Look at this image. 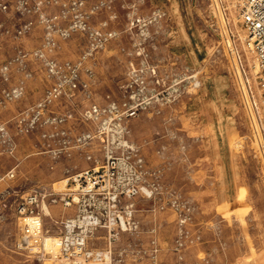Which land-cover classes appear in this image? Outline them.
<instances>
[{"label": "rangeland", "instance_id": "obj_1", "mask_svg": "<svg viewBox=\"0 0 264 264\" xmlns=\"http://www.w3.org/2000/svg\"><path fill=\"white\" fill-rule=\"evenodd\" d=\"M19 1L0 0V68L14 54L15 30L37 18L33 9L36 0H28L30 10L23 14L16 9ZM98 1L111 4L113 14L117 15L112 27L118 34L97 56L98 96H117L130 67L139 66L145 59L157 69L155 80L159 84L151 95L153 103L130 122L129 128L131 142L140 148L147 168L159 175L163 187L160 201H134L136 217L142 224L153 219L160 226V231L156 227L157 235H162L167 244L160 264H179L178 256L172 252L173 241L169 243L172 225L177 234L176 216L167 207L172 193L192 205L193 221L188 230L200 238L183 251L182 264H264V113L252 59L239 36L245 32L238 22L233 0L90 3ZM108 16L107 12H99L91 19V25L98 26ZM137 19L147 25L141 29ZM223 25L237 48L249 102L232 74L231 53L224 46L221 31ZM42 34L41 27L35 26L25 37L23 48L29 51L38 47ZM61 46L58 58L74 60L84 49L85 39L76 35ZM33 67L39 72L37 65ZM35 76L34 73L21 102L0 108V124H5L12 134L13 116L42 95L41 84L33 81ZM7 87L0 80V93ZM257 123L260 132L255 129ZM36 137H16L14 157L4 153L0 143V175L16 168V180L11 187L21 193L42 184L61 190L56 184L66 177L62 173L65 167L79 165L75 171L78 172L87 164L78 159L52 163L40 150L32 148L39 147ZM161 206L165 211L152 212ZM6 213L9 220L0 226V264H41L12 251L19 224L10 211ZM50 214L52 219L60 220L63 215L73 216L74 209L63 212L60 205L51 206ZM44 223L54 231L49 218ZM144 225L149 227L150 222ZM113 245L115 253L123 255L124 264L140 263L136 258L137 251L142 249L136 246L135 238L122 235Z\"/></svg>", "mask_w": 264, "mask_h": 264}, {"label": "built area", "instance_id": "obj_2", "mask_svg": "<svg viewBox=\"0 0 264 264\" xmlns=\"http://www.w3.org/2000/svg\"><path fill=\"white\" fill-rule=\"evenodd\" d=\"M28 3H17L19 14L30 10ZM233 4L245 32L243 44L252 59L264 113V0H233ZM33 9L36 21L19 26L13 41L20 42L35 26H40L41 42L29 51L15 45L12 58L0 68V80L8 86L0 93V108L25 98L26 85L34 77L32 64L43 71L45 89L38 101L13 116L14 134L0 124V143L4 153L14 157L16 137L37 135L39 147L32 148L40 150L52 163L78 159L87 165L78 172L75 171L79 165L65 167L62 173L66 177L58 182L64 183L61 190L42 184L21 193L11 187L16 180V168L0 175V226L9 220L7 211L19 224L11 249L41 264H124L123 255L115 253L113 243L122 235H130L142 249L137 251L136 261L142 262L146 257L151 264H159L156 227L148 233L149 251L143 250V231L134 201H160L163 187L159 175L147 168L140 148L131 142L129 128L130 122L153 103L151 95L159 84L155 80L157 69L145 59L139 66L130 67L117 96L100 97L97 56L118 38L112 27L117 15L113 14L111 4L36 0ZM55 9L54 13L49 12ZM102 11L109 13L108 18L98 26L91 25V19ZM135 22L141 24L138 19ZM76 35L85 39L84 49L74 60H60L62 43ZM169 199L167 207L177 221L172 252L182 264L183 251L200 238L188 230L193 221L192 205L175 193ZM56 205L63 212L74 209V215L52 219L50 209ZM157 210L165 211V207L152 212ZM46 218L53 223V232L45 227ZM101 231L105 236H98ZM99 241L103 245L97 246Z\"/></svg>", "mask_w": 264, "mask_h": 264}, {"label": "crops", "instance_id": "obj_3", "mask_svg": "<svg viewBox=\"0 0 264 264\" xmlns=\"http://www.w3.org/2000/svg\"><path fill=\"white\" fill-rule=\"evenodd\" d=\"M23 41H24V39L23 40H21L20 42H18V43H15V45H20L21 47H23L24 45V43H23ZM14 45V46H15ZM33 65L34 64H32L31 65V69H32V71L35 73V78H34V80L33 81H38L40 84H41V86H42V88H43V90H42V94H43V91H44V89H45V84H44V73H43V71H41V69H40V67L39 66H37V68H38V70H39V72L37 71V69H34V67H33ZM17 79V78H16ZM16 79H14V81H13V84L16 82ZM32 83V81L31 82H28L27 83V85H26V87H28L30 84ZM27 92V91H26ZM42 96V95H41ZM34 103H30L29 105H28V107L29 106H31V105H33ZM85 164H87V163H85ZM86 166V165H85ZM84 166V167H85ZM152 215H149V217L152 219V217H151ZM173 217V216H172ZM147 218H148V216H147ZM153 220V219H152ZM152 220L151 221H145V222H147V223H141L142 225H141V227H142V231H143V235L140 237V239H141V241H142V247H143V250H145V251H148L147 250V248H150V244H149V242H150V239H151V237H150V235L148 234L149 233V231L153 228V227H157L158 228V230L160 231V226H159V224H157V221H153L152 222ZM174 221H175V218L173 217V223H174ZM150 222V226L149 227H147V226H145L144 224H148ZM173 235H174V237H175V229H174V226L172 225V236H171V241L169 242V243H171L172 241H174V237H173ZM98 236H105V232H103V231H101V232H99L98 233ZM158 237H160V238H157V240H158V245H159V248H160V252H159V255H158V258H159V264H160V261L162 260V258H163V254L164 253H166V251H165V249H166V246H167V244H166V242H165V239H164V237L162 236V235H157ZM99 243H100V246L101 245H103V242H101V241H99ZM166 245V246H165ZM137 264H151V261H149L146 257H144L143 258V260H142V262H140V263H137ZM173 264H175V262L173 261Z\"/></svg>", "mask_w": 264, "mask_h": 264}, {"label": "bare ground", "instance_id": "obj_4", "mask_svg": "<svg viewBox=\"0 0 264 264\" xmlns=\"http://www.w3.org/2000/svg\"><path fill=\"white\" fill-rule=\"evenodd\" d=\"M144 22L145 21H141V24H140L141 29L144 28L147 25ZM134 26L135 25H132V27H134ZM227 29L228 28L226 27V25H223L221 31L224 34V46L231 53L230 62H231V67H232V74H233V76L236 77L238 89L242 91L244 99L247 102H249L248 96H247V93H246V90H245V87H244V83H243L242 78H241V72H240V67H239V59H238V56H239L238 55V51H237V48L235 47V45L231 42V40H229V38L227 36V31H228ZM239 36H240V38L243 41L244 40V36H245L244 33L240 34ZM255 129H256V131L260 132L258 123L255 125ZM260 139L262 140L261 137H260ZM56 186L58 188H63L64 187V183H61V184L57 183Z\"/></svg>", "mask_w": 264, "mask_h": 264}]
</instances>
